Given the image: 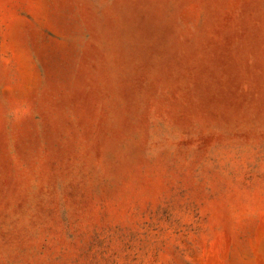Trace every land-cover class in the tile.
Listing matches in <instances>:
<instances>
[{"label":"rangeland","instance_id":"rangeland-1","mask_svg":"<svg viewBox=\"0 0 264 264\" xmlns=\"http://www.w3.org/2000/svg\"><path fill=\"white\" fill-rule=\"evenodd\" d=\"M0 264H264V0H0Z\"/></svg>","mask_w":264,"mask_h":264}]
</instances>
